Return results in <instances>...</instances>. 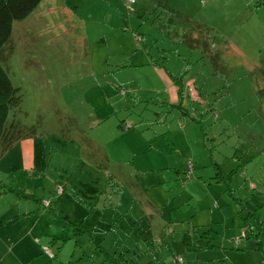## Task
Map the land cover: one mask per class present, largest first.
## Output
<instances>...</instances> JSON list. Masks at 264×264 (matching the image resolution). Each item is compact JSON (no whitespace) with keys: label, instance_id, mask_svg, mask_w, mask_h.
<instances>
[{"label":"rangeland","instance_id":"obj_1","mask_svg":"<svg viewBox=\"0 0 264 264\" xmlns=\"http://www.w3.org/2000/svg\"><path fill=\"white\" fill-rule=\"evenodd\" d=\"M204 1L31 12L7 61L31 148L0 150V264H264V0Z\"/></svg>","mask_w":264,"mask_h":264},{"label":"trees","instance_id":"obj_2","mask_svg":"<svg viewBox=\"0 0 264 264\" xmlns=\"http://www.w3.org/2000/svg\"><path fill=\"white\" fill-rule=\"evenodd\" d=\"M41 0H0V150L8 151L13 144L28 134L23 124L15 117L20 108L21 97L11 83L7 61L13 52L12 26L14 21L26 18ZM205 27L201 23L198 27ZM191 39H197L192 37ZM12 114L10 115V112ZM50 205L47 204V206ZM2 223V221H0ZM47 247V246H44ZM43 247V248H44ZM44 251V249H43Z\"/></svg>","mask_w":264,"mask_h":264},{"label":"crops","instance_id":"obj_3","mask_svg":"<svg viewBox=\"0 0 264 264\" xmlns=\"http://www.w3.org/2000/svg\"><path fill=\"white\" fill-rule=\"evenodd\" d=\"M208 6V7H207ZM205 8H208L207 10H221V5H220V0H205L204 1V6ZM30 15L31 13L24 19L22 20H18V21H14L13 23V26H12V34H11V38H12V42L14 44V40H19L21 35L25 33V28L27 26L30 25ZM206 24V23H205ZM191 83V84H190ZM192 81L189 79L187 81V90L190 92V95L193 96V97H196L197 96V92L196 90L194 89V86L192 85ZM167 88L169 90V92L171 93L172 97L175 99V100H180L181 96L183 95L184 93V88H183V83L181 81H176V83H169L167 85ZM29 137V136H27ZM26 138V137H24ZM24 138H21L19 140H17L13 146L11 148H13L17 143H21L20 144V148H21V151L23 152L26 148L27 149H30L31 148V145L29 143H27V141L24 139ZM7 152V151H6ZM6 152H3L1 153L2 156L6 153ZM29 168V166H26ZM33 167V166H32ZM31 167V168H32ZM250 187L252 189H255L256 187H258V185L254 182V181H250ZM42 202V201H41ZM44 205V204H43ZM18 227L16 226V229L17 230ZM245 239H247V234H246V237ZM247 240L244 241V243L246 242ZM247 244L249 245L250 243L247 242Z\"/></svg>","mask_w":264,"mask_h":264},{"label":"built area","instance_id":"obj_4","mask_svg":"<svg viewBox=\"0 0 264 264\" xmlns=\"http://www.w3.org/2000/svg\"><path fill=\"white\" fill-rule=\"evenodd\" d=\"M45 203H47V202H45ZM243 235H244V232L241 233V236H243ZM239 243H240V237L234 238L235 246H238ZM43 249H44V252L47 253L49 256H53L52 252L50 251V249L48 247H44Z\"/></svg>","mask_w":264,"mask_h":264}]
</instances>
